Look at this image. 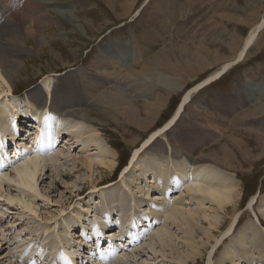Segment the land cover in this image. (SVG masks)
Returning <instances> with one entry per match:
<instances>
[{"label":"rangeland","instance_id":"obj_1","mask_svg":"<svg viewBox=\"0 0 264 264\" xmlns=\"http://www.w3.org/2000/svg\"><path fill=\"white\" fill-rule=\"evenodd\" d=\"M49 2L0 0V20L6 17L0 22V32H7L13 37L16 35L13 31L18 29L21 32H29L23 36L25 51H20L13 59L16 63L19 62L17 72L12 76L14 93H11V88L7 91L6 86L0 81V127L17 128L18 134L12 140L5 133L4 136L0 135V140L7 148V155L11 152L8 156L13 155L14 151L30 148L31 137L37 131L35 124L30 119L10 120L13 115L11 103H15L24 112L38 113L45 117L46 121H51L53 117L51 111L37 108L29 98L30 101H27L23 100V97L25 94L40 95V92L48 97L49 90L68 85L72 93L67 105L70 107L71 117H63L60 122L63 125L67 123L72 125L76 118L84 116L80 132L87 140L93 138L95 142L87 149L76 143L68 136L69 134L64 133L59 137L57 144L55 143L53 151L43 154L31 153V156L38 155L41 158L53 157L52 160H46L49 162L48 166L39 174L40 177H36L35 192L30 198H26L27 203L34 208L32 211L35 214L27 211L21 204L10 202L13 198L20 199L22 196L19 194H23V190L14 184L13 165L8 164V167L4 168L2 172L9 177L7 176L8 182L0 188V264H57L62 250L72 256V263L69 264H192L193 260L190 261V258H194V263L206 264L209 256L206 248L211 250L209 246L213 243L207 244L205 233L208 234L209 223L203 218L208 217L219 222L220 231L221 226L224 227L229 222L231 215L227 212L231 208H228L226 213L219 214L215 205L203 199L200 203L199 198L186 192L182 194L170 184L167 187L168 190L171 189L170 194H166V188L162 194H156L158 176L155 167L164 163L162 161L164 157L158 159L150 153L141 151L131 165H128V159L130 152L138 150L150 133L160 129L167 122L173 109L178 106L181 95H184L187 89L217 72L224 62L232 60L250 27L263 18L264 0ZM173 13L172 22L166 20L167 16ZM256 38L241 63L233 65L219 80L191 97L186 109L197 117L187 118L188 112L185 111L175 125L177 127L174 126L164 135L166 143L172 145L173 152H180L183 162H188L186 161L188 159L192 164L198 162L197 166L200 168L206 165L215 167L217 171L227 174L237 183L238 190H235L239 193L235 196L239 197L234 205L239 209L240 216L237 226L230 234L231 242L227 245L236 247L234 250L231 246L237 254H241L238 248H244L240 239L242 235L259 232L264 244V234L260 233L263 227L258 224V219H262V216H257L256 222H251L259 209L264 212L261 205L264 204V153L258 147L260 142L258 138L264 131V112L258 114L264 108V92L246 111L233 118L236 120L235 128L202 132L205 137L207 136L203 144L196 142V138L202 134L201 128H216V125H211L212 123L207 124V121L211 122L207 114L213 109V104L210 105V96L221 93L222 96L231 98L236 92L242 91L246 95L252 93L249 85L259 84L263 87L264 29ZM36 41L40 42V47ZM138 45L145 46L140 54L141 58L139 53L135 52ZM129 52L130 54L133 52V57L137 55L140 59L136 57L132 60L127 55L125 61L119 55ZM157 55L180 60L179 65L172 63L163 72L174 76L178 84L185 83L186 89L183 94L182 91L174 92L171 96L166 93L168 96L163 97L167 99L163 102V109L157 112V116L154 115L152 125L143 129L142 126H134L124 119L128 106L121 109L119 106H112L109 101L113 93L123 94L125 102L132 103L131 106L140 113L139 118L144 119L143 106L154 104L159 92H162V96L164 93L157 86L149 89V86H141L140 90H136L142 81V76L137 72L155 60ZM103 59L110 60L105 67L100 66ZM111 61H114V64ZM80 72L89 78H95L100 84L106 85L107 82L113 86L107 85L99 93L87 94L89 78L80 79ZM147 72L145 75L153 74L151 70ZM76 82L83 87L79 88L82 90L81 96L73 90L78 88ZM58 98L57 92L55 99ZM221 99L222 97H217L213 100L214 104ZM250 113L252 122L247 125L245 122L249 120ZM202 115L206 121L204 118L201 119ZM186 118L191 121H187ZM93 129L95 130L92 131ZM253 130L256 131L255 134L252 133ZM165 141L158 137L153 144V150L156 148V152L159 151ZM238 142L241 145L237 144ZM195 144L202 148L198 153L193 146ZM223 145L232 151L234 160L231 169L217 167L215 163L206 162L201 157L214 150L222 153L219 149ZM188 146L191 147L190 152L183 150ZM174 147L180 148L181 151ZM96 156H105L106 160L112 161L115 164L112 171L97 166L87 170L82 166V161ZM19 157L21 162L24 161L22 156ZM51 168L53 169L50 170ZM255 194L257 202L251 209L255 214L248 213L245 211L247 204ZM167 201H170V205L174 204L179 210L176 213L181 216L190 214L192 219L189 218V221L192 224L189 228L181 223L182 220L171 221L169 217H163L160 207L166 205ZM197 209H200V212H195ZM163 230L170 234L167 245L158 241ZM109 233L112 234H110L112 242L105 238ZM214 234L219 235L215 231ZM102 235L103 240L100 237ZM104 245L107 248L110 245L114 246L110 249L112 251L109 258L104 255L106 253ZM225 245L222 240L216 246L210 259L211 264H224L223 259L231 256L232 249ZM257 250L262 254L264 249ZM101 255H104V259H100ZM263 257L264 255L261 258ZM235 263L238 264L237 261ZM241 263L263 264L262 261L256 263V260L251 258Z\"/></svg>","mask_w":264,"mask_h":264},{"label":"bare ground","instance_id":"obj_2","mask_svg":"<svg viewBox=\"0 0 264 264\" xmlns=\"http://www.w3.org/2000/svg\"><path fill=\"white\" fill-rule=\"evenodd\" d=\"M49 1L50 0H47V3H50ZM18 4H17V7H18ZM3 5H4V3H3ZM34 7H36V5ZM173 15H174V13L172 15L171 14H169L168 16L166 15L167 16L166 20L168 19L170 22H172L171 17L174 18ZM5 18L6 17H4L3 19H5ZM3 19H2V21L0 20V22H3ZM70 19H71V17H70ZM12 21H14V20L12 19ZM159 21H162V20L159 19ZM8 24H9V22H8ZM14 28H15V26H14ZM24 29H26V28L24 27ZM263 29H264V16L262 19H260L258 21V23L254 24L250 27V29L246 33L244 39L242 40L239 48L234 53V57L232 58V60L224 62L217 69V72L210 74L208 77L201 80L200 83H197L194 86H191L190 87V88H192L191 90H189L190 88L187 89L186 90L187 92L185 91V94L181 95L178 106L175 109H173V112L170 115V118L167 120V122L163 126H161L160 129H158V130L155 129L156 131L150 133L148 138L146 140L144 139L145 141L141 144V146L139 147L138 150H135L132 153L130 152V156L128 159L129 160L128 165H131L135 161V159L138 157L139 152H141V151H143V152L145 151L146 153H150V155L156 156V158H158V159L160 157H164L162 159V161L164 163L160 164L159 166L156 165V167H155L156 174L158 176V180H157V184H156V190H157L156 194H159V195L162 194L164 189L169 187L168 185L170 184V185H173L172 187H174L175 190L178 189L179 191H181L182 194H183V192H186L187 194L189 193V195L191 194L190 196L199 198L200 203L203 199L206 202L215 205L219 210V214H221L222 212L226 213L227 209L231 208L230 211L228 210V212H227L231 215L230 219L228 220L229 222L226 223L224 227L221 226L220 231L218 228V226L220 225V224H218L219 222H215L213 220H210V219H208V217L203 218L204 221L209 223L208 224V227H209L208 228V234L205 233L206 238L208 239L207 244H210V242L213 243V245L209 246L211 248V250L206 248V251L209 253V256L206 260V264H211L210 263L211 256H212L213 252L215 251V249L217 248L216 246L219 243H221L222 240H224V244H226L225 246L229 245V243L231 242L230 234H231L232 230L235 228V226H237L238 218L240 216L239 212H238L239 209H237L236 205H234L236 199L239 197V196H237V197L235 196L236 193L237 194L239 193L238 191H236V190H238V189H236L237 183H235L233 181L232 177L221 172L220 170L217 171V169L215 167L206 165V166H203V168H200L197 166L199 164L198 162H195L192 164V161L188 160V159L186 160L188 162H183L184 160H183L180 152H178V153L173 152L172 146L168 145L166 143V141H165L166 138L164 137V135H165V133L170 131V129L173 126H175V124L178 122V119L181 116V114L183 113L184 108L189 105V101L194 94H197L202 89H204L206 86H208L211 83H214L217 80H219L222 76H224L228 72V70L230 68L233 67V65L241 63L244 60V58H246L245 56H247L246 55L247 51L251 48V46H253L254 42L257 39L256 38L257 34L260 31H262ZM13 33L16 34L14 37H13V35L9 36L7 32H3V33L0 32V81H1V83H3L2 85L6 86L7 91L9 88H11V93H14V91H12V89H13L12 88L13 87V82H12L13 77L12 76L17 72L16 69L18 68V64H19V62L16 63L13 59H15V57H17V55L20 51H22V52L25 51L24 50L26 47L25 37L23 38V36H24V34H27L29 32L28 31L21 32L18 29L17 31H13ZM36 44L38 45V47L41 46L40 42L36 41ZM144 47H145L144 45H138L136 47L135 52L139 53L140 58H141L140 54L144 50ZM151 47L153 49V45ZM200 50H202V49H200ZM150 51H151V49H150ZM172 51H173V49H172ZM175 51H176V49H175ZM181 52L183 53V50H181ZM170 54H172V53H170ZM203 54H201V55H203ZM119 55H121L123 59H125V56H127V55L130 56V58L132 60L136 59V57L139 58L137 55L133 57V55H134L133 52L131 54L129 52V53H124V54H119ZM180 56H179V58H180ZM108 58L111 59L110 57H108ZM103 60L101 61L100 66L105 67V65H108V63H109L108 61H110V60H107V61L106 60L103 61ZM127 60H128V58H127ZM186 60H187V58H186ZM125 61H126V59H125ZM150 61H151V59H150ZM111 63L114 64V61H111ZM172 63L173 64L176 63L177 65H179L178 63H180V60H175V59L173 60L169 57L157 55L155 60H152L147 65L141 67V71L137 72L142 76V81L140 84L137 85L136 90L139 89L141 86H149L148 89L150 87L152 88L153 86H157L158 89L160 91H163V93H164V95L162 96L161 95L162 92H159V95L157 96L158 99L156 100V102H154V104H146L143 106V112L145 115L144 119L139 118L140 113H138L137 112L138 110L136 111L133 108V106H131L132 103L130 104V103L125 102V100L123 99V94L119 95L117 93H113L110 96L112 98L110 99L111 101H109V102L112 103V106H114V107L119 106L121 109L123 106H125V108L128 106V108H126L125 114H124V116H125L124 119H126L127 122L133 124L134 126L139 125V126H142L143 129H147L154 122L153 121L154 115L157 116L158 113L160 112V110L163 109V107H164L163 102H165L167 100L166 97L163 98L164 96H168V95L171 96L174 92L176 93L178 91H182V94L184 93V90L186 89V87L184 86L185 83L178 84V81L177 82L175 81L174 76H172L170 74L168 75V74H166V72H163V71L167 70L172 65ZM189 66H190V64H189ZM150 70L153 74L149 75V76L145 75L146 74L145 72L146 71L149 72ZM129 73H132V72H129ZM139 74H136V75H139ZM79 75H80V79L89 78L85 73H82V72H80ZM130 76H132V75H130ZM132 78H133V76H132ZM132 78H131V80H132ZM139 81H140V79H138V82ZM75 84H76V86H78V88L77 89L74 88L73 90L76 91L77 95L81 96L82 90L79 88H83V87L80 86V84H78V82H76ZM107 85H112V83L110 84V83L106 82V85L105 84L103 85V84L98 83L95 78L90 77L89 82H88V88H87V90L89 92L87 94L99 93V91L104 90ZM73 86H75V85H73ZM128 86H130V85H128ZM249 86L253 92L249 93L247 95V100L249 102H252V101L256 100L264 92V84L262 85L263 87H260L259 84L249 85ZM57 92L59 93V98L55 99V95L57 94ZM120 93H122V92H120ZM166 93H168V95ZM84 94H86V93H84ZM125 94L126 93H124V95ZM71 97H72V93H71V91H69L68 85L67 86H59V87H57L56 90H55V88L51 91L49 90L48 91V97L44 96V93H42V92H40V95H38V94H33V95L25 94V96L23 97V100H27V101L31 100L34 103V105H36L37 108H41V109L44 108V110L48 109L49 111H51L53 113V117H52L51 121H46L45 117L41 116V114H38V113L34 114L32 112L28 113L27 111L24 112L21 109H19V107L16 106L15 103H11L12 104L11 109H12L13 115L10 114L11 115L10 120L14 119V118H17L18 120L19 119H30V121L33 124H35L34 127H35V130H37V131L31 137L32 142H31L30 148H27V149L23 148L21 151H18V152L14 151V154L11 156H8L11 152H9V154L7 155V148L4 145V142L0 140V188L5 183L8 182L7 176L9 177V175L3 173L2 171H4L5 167H8V164H10V165L12 164L13 167L15 168L13 170L14 184L18 188L23 190V194H21V193L19 194V196H22L20 199L13 198L12 201H10V202H16L18 204L23 205V207H25L27 209V211H29L32 214H35V212L32 211V210H34V208L32 207L31 204L27 203L28 201L26 198H28V197L30 198L31 195H33V193L35 192L34 186H35L36 177H38L39 174H42L43 169H45V167L48 166L49 162L46 160H52L53 157L41 158L38 155L37 156L36 155L31 156V153L38 152L39 154H43V153H48V152L53 151V149L55 148V145L58 142L59 137L64 133L69 134L68 136H71V138L74 139L76 141V143H78L80 146L87 148V149H89L91 147V145L95 142V139H93V138H91V140H87L86 137L80 132V130L82 128L81 121L84 120V118H83L84 116L76 118L77 120H75L74 123L72 122L73 123L72 125H68V123L66 124L67 126L65 124L64 125L61 124L60 120L63 117H66V116L71 117L70 112H69L70 107H67L68 102L71 99ZM105 97H107V96H105ZM28 98L30 100H28ZM125 99H127V98H125ZM14 101H12V102H14ZM109 106H111V105H109ZM263 112H264V108L261 111H259L258 114L263 113ZM72 117H74V116H72ZM10 125H12V124L10 123ZM175 127H177V126H175ZM94 130L95 129H93L92 131H94ZM68 131H71V132L68 133ZM5 133L12 140H14L16 138V135L18 134L17 128H14V127L11 128L10 127V129H9L6 126L0 127V135L4 136ZM158 137L162 138L165 141V143H164V146L159 151L156 152V148L153 150V144L155 143V141ZM235 140H236V138H235ZM258 140L260 141L258 144L259 145L258 147L264 153V131L262 132V135L259 136ZM237 141H239V140H237ZM237 144H239V142ZM239 145H241V144H239ZM24 146H27V145H24ZM226 147L227 146L220 147L219 150L222 153H219L218 151L214 150L210 153L203 154V156H201V157L206 162L211 161V162H213V164L215 163L218 166H222V167H226V168L231 169L232 164H233L232 160H234V157H233L232 151L228 150V148L226 149ZM14 149H16V148H14ZM52 154H53V152H52ZM19 156H22V159L24 160L22 162H24V163L22 165L17 166V164L22 163ZM183 156L186 158H189L188 156H185V155H183ZM15 159H16V162H15ZM173 159H175V160H173ZM128 160H127V162H128ZM11 161L12 162L14 161L15 163L14 162L11 163ZM81 163H82L83 167L87 168V170H91V167L97 166V167L104 169L106 171L107 170L112 171V169L115 165L112 161H110L108 159L106 160L105 156H96L95 158H92V157L87 158L86 160L82 161ZM169 163H170V165H166ZM13 167H12V169H13ZM52 169L53 168H51L50 170H52ZM11 173H12V170H11ZM169 190H171V189H169ZM25 194H27V196ZM193 197H191V198H193ZM172 200L174 201V198H172ZM256 202H257V194H255L251 197V199L249 200L247 207H246L247 210H245V211H248V213H252L251 209L254 207V205H256ZM176 203H178L177 199H176ZM261 205L264 207L263 203ZM160 208H161V212H162L163 217H169L171 219V221H177L178 219L182 220L181 223L186 225L187 228H189L190 227L189 225L192 224L189 221V218L191 217V216H189L190 214L188 216L184 214V217H183V216H181V214L176 213L179 210L175 208L174 204L170 205V201L166 205H164ZM198 211L200 212V209L199 210L197 209L195 212L198 213ZM257 212L258 213H256V214L252 213L255 215H253V220H251V222H253V221L256 222L257 216L261 215L262 219H260V218L258 219V224L261 227H263V229H260V230H262V232H260V233L264 234V212H262L261 209H259ZM201 213H199V214H201ZM173 214H175V217H173ZM144 218H146V217H143V219ZM190 219H192V218H190ZM260 220L263 222V224ZM238 227H236V228H238ZM223 228H225V229H223ZM222 229H223V231H221ZM214 231L219 233V235L214 234ZM109 232L112 233V231H109ZM101 233H102V231H101ZM111 233L106 234L105 238H106V240H110L112 242L113 239L111 238L112 237ZM161 233L162 234L159 236L158 241L164 245H167L168 239L170 238V234L166 233L165 230H163ZM216 235H218V236H216ZM57 236H58V234H57ZM100 237L103 240V235ZM100 237H99V239H97V244H98V241L100 240ZM240 239H241V242L243 243L241 245L244 247V248H238L241 251V254L240 253L237 254L234 251L236 247L234 248V246H232V245L227 246L228 248H231V246H232V248L234 250L231 248L232 249L231 250L232 251L231 256H228L225 259H223L224 260L223 262H225L227 264H229V263L236 264L235 261H237L238 264H242L241 263L242 261H245V259L251 258L253 260L255 259L256 263L257 262L261 263V261H262L264 264V257L261 258L264 255V250H263L262 254L259 253L260 251L257 250L259 248L264 249V244H263L261 236L259 235V232L258 233L254 232L253 235L252 234H246L245 236L242 235ZM60 241H62V240H60ZM99 244L101 245V242ZM104 246H105V250H106V251H104V252H106V253H104V255H106L109 258V255L111 254V251H112L110 249L113 248L114 246L110 245L108 248L106 245H104ZM62 248H64V247H62ZM98 255H100V254L98 253ZM104 255L99 256L100 259L101 258L104 259ZM190 261H192L194 263V258L193 259L190 258ZM69 263H72V256H70L67 251L62 250L61 255H59V259L57 260V264H69ZM194 264H197V263L195 262Z\"/></svg>","mask_w":264,"mask_h":264},{"label":"crops","instance_id":"obj_3","mask_svg":"<svg viewBox=\"0 0 264 264\" xmlns=\"http://www.w3.org/2000/svg\"><path fill=\"white\" fill-rule=\"evenodd\" d=\"M199 93V92H198ZM159 95V94H158ZM161 96V95H160ZM232 96V95H231ZM220 98V97H222V99L220 100V101H218V102H216L215 104H214V102H213V100H215L216 98ZM209 99H210V105H212L213 104V109L211 110V112L209 113V114H207L209 117V119H211V122L209 123L208 121H207V124H211V125H213V126H215L216 125V128H214V129H210L211 127H206V128H201L200 129V132L202 133V132H204V133H207V132H209L210 130H218L219 128H230L231 129V127H236L235 125V119H233L236 115H239V114H241V113H243L244 111H246L251 105H252V103H254V101H256V100H254V101H252V102H249L248 100H247V95L246 94H244L242 91L241 92H236V93H233V97H231V98H226V97H224V96H222L221 95V93H214L212 96H210L209 97ZM191 102V99H190V101H189V103ZM187 107V106H186ZM186 107L184 108V111H183V113L181 114V116L179 117V119L184 115V113H185V111H187L188 113H187V118H190V116L192 117L193 116V118H195V117H197V115H195V114H192L191 115V113L189 112V110H188V108L186 109ZM254 113V112H253ZM171 115V114H170ZM246 115V114H245ZM244 115V116H245ZM243 116V117H244ZM252 116V114L250 113V116H249V120H247V122H245V123H247V125H250V122H252V120L250 119V117ZM170 117V116H169ZM242 117V118H243ZM186 118V120L187 121H191V120H189V119H187ZM202 118H204V120L206 121V119H205V117L202 115L201 116V119ZM178 119V122L180 121ZM178 122L175 124V125H177L178 124ZM203 124V122L202 123H200V125H202ZM204 124H206V123H204ZM235 124V125H234ZM220 125H221V127H220ZM225 125H227V126H225ZM174 127V126H173ZM172 127V128H173ZM228 130V129H227ZM204 133H202V134H200L199 136H197V140H196V142H199V143H201V144H203L204 143V140H205V138L207 137H205L204 136ZM252 133H256V131L255 130H253L252 131ZM209 136V135H208ZM207 139V138H206ZM172 146V145H171ZM193 146H195L196 147V152L198 153V151L199 150H201L202 148H201V146H199V145H193ZM223 146H225V145H223ZM175 148V147H174ZM190 148L191 147H187V149H183V150H185V151H189L190 152ZM177 150H180V148H176ZM181 151V150H180ZM188 155H190L191 156V154L190 153H188ZM194 155V154H193ZM192 157H194V156H192ZM218 166V165H217ZM226 168V167H225Z\"/></svg>","mask_w":264,"mask_h":264},{"label":"water","instance_id":"obj_4","mask_svg":"<svg viewBox=\"0 0 264 264\" xmlns=\"http://www.w3.org/2000/svg\"><path fill=\"white\" fill-rule=\"evenodd\" d=\"M165 190L167 191V193H166V194H170V193H169L170 191H169L167 188H166Z\"/></svg>","mask_w":264,"mask_h":264}]
</instances>
